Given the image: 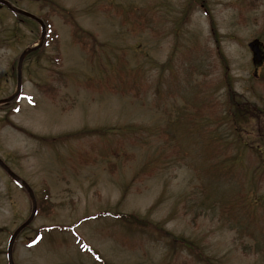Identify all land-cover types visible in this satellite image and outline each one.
<instances>
[{"label":"rangeland","instance_id":"374dc122","mask_svg":"<svg viewBox=\"0 0 264 264\" xmlns=\"http://www.w3.org/2000/svg\"><path fill=\"white\" fill-rule=\"evenodd\" d=\"M9 1L49 26L43 53L23 60V96L0 104V157L52 201L17 234L14 264H201L125 231L115 212L159 221L220 264H264V61L255 80L247 46L258 37L264 49V0H54L55 12ZM39 36L38 23L0 9V98ZM232 94L247 103L241 119L228 113ZM83 127L104 134L49 145L25 132ZM30 204L0 167V264Z\"/></svg>","mask_w":264,"mask_h":264},{"label":"trees","instance_id":"16d2710c","mask_svg":"<svg viewBox=\"0 0 264 264\" xmlns=\"http://www.w3.org/2000/svg\"><path fill=\"white\" fill-rule=\"evenodd\" d=\"M41 1H44L47 4L52 5L53 6L52 11L54 12H55L56 5H59L58 3H55L54 0H41ZM59 12H62L61 7L59 8V11L57 13ZM62 16H64V18L66 19L68 18L67 14H64V13ZM27 20L29 19L27 18ZM211 27H213L212 23H211ZM79 28L74 27V29L72 30V35L76 39L75 41H77L80 44L81 43L88 44V46L90 45L91 49L94 50V47L92 45V43L94 42V38L91 39L88 32H81V29ZM44 45H46V42H44L40 48L30 52L26 57H28L31 54L39 53L40 51H42L44 48ZM43 51L41 52V54L43 53ZM223 62L225 63V60H223ZM258 78H259V75L257 78H255V80H257ZM259 80L264 81V76H261ZM226 85L232 86L231 80L230 81L228 80L226 82ZM43 86L46 87L47 85H43ZM50 88L52 87L50 86ZM39 89L43 92H46V94H48L47 92L52 91V89H49V88L44 89V88L39 87ZM231 100L233 101V106L228 111L229 115L232 116L233 118L237 117V119L243 118L245 110L247 108V103L246 102L238 103L233 94H232ZM14 102L15 100H12L9 103L2 104V106L8 107V106H11L12 103L14 104ZM8 121L9 123L13 124L12 121L10 120ZM25 132L30 133V135L34 137L35 139L42 141L44 143H47L49 145H54L56 143L63 142L62 139L64 140L79 139L80 136H87V134H90L92 132L98 133V134H104L102 127H91V128L83 127V128L68 131V132H65V133H62L56 136L38 135V134L30 132L29 130H26ZM217 162L219 163V165L217 166L218 172L231 171L233 166L236 164V156H230V158L226 157L225 159H222V161L219 160ZM225 162H231V167L225 168L223 166ZM51 205H52V201H50L49 199L48 191H45L44 195L39 200L40 213L48 214V212L50 211ZM96 216H99V214ZM113 217L117 220L118 224L124 228L125 231L127 232L137 231V232L147 235L149 238L153 240L161 241L164 245L166 244L168 251H169V256H172L177 250H180L183 247L185 250L189 252L192 258L195 259V261L201 264H220L218 260H215L208 252L206 251L203 252L199 246H197L195 243H193L189 239L183 237L182 235L173 233L172 231L166 229L161 222L151 220L146 215L143 216L138 213L135 214V213L115 212L113 214Z\"/></svg>","mask_w":264,"mask_h":264},{"label":"water","instance_id":"95a60500","mask_svg":"<svg viewBox=\"0 0 264 264\" xmlns=\"http://www.w3.org/2000/svg\"><path fill=\"white\" fill-rule=\"evenodd\" d=\"M36 1V0H35ZM4 4L6 5L9 9H11L12 11L16 12V13H19V14H22V15H25V16H28L34 20H36L37 22L40 23L41 25V28H42V31H41V36H40V39H39V42L36 44V45H33V46H30V47H27L26 49H24L19 57H18V61H17V88H16V91L10 96V97H6V98H2L0 99V102H6L10 99H12L16 94H18L19 92V89H20V85H21V63H22V60H23V57L31 52L32 50L36 49L42 42L43 40V37H44V24L42 22V20L38 17H36L35 15H33L32 13L28 12V11H25V10H22L20 8H17L13 5H11L7 0H0V6ZM258 39H253L252 41H250L248 43V46L253 50L254 54H255V57H256V60H259L261 58V55H260V52H259V45H258ZM0 167L2 169H4L10 177H12L13 179H15L18 183H20L24 188L25 190L28 192V194L30 195L31 199H32V211L29 215V217L23 222L21 223L14 231L13 233L11 234L10 236V239H9V242H8V248H7V254H8V261H9V264H13V261H12V257H11V252H12V244H13V241L17 235V233L27 224L30 222V220L32 219L33 215H34V209H35V198H34V194H33V191L31 189V187L28 185V183L26 181H24L21 177H19L17 174H15L5 163L4 161L0 158Z\"/></svg>","mask_w":264,"mask_h":264},{"label":"flooded vegetation","instance_id":"af4514ba","mask_svg":"<svg viewBox=\"0 0 264 264\" xmlns=\"http://www.w3.org/2000/svg\"><path fill=\"white\" fill-rule=\"evenodd\" d=\"M261 50H262V48H261Z\"/></svg>","mask_w":264,"mask_h":264}]
</instances>
